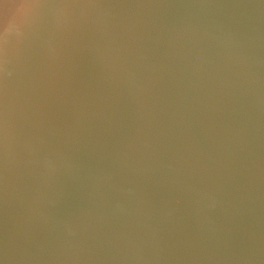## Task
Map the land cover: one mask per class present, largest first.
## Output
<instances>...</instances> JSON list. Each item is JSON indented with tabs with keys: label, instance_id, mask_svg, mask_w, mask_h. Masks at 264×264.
<instances>
[{
	"label": "clouds",
	"instance_id": "1",
	"mask_svg": "<svg viewBox=\"0 0 264 264\" xmlns=\"http://www.w3.org/2000/svg\"><path fill=\"white\" fill-rule=\"evenodd\" d=\"M261 7L0 0V264H264Z\"/></svg>",
	"mask_w": 264,
	"mask_h": 264
},
{
	"label": "water",
	"instance_id": "2",
	"mask_svg": "<svg viewBox=\"0 0 264 264\" xmlns=\"http://www.w3.org/2000/svg\"><path fill=\"white\" fill-rule=\"evenodd\" d=\"M169 2H208L218 4H240V5H261L260 14L253 20V26L256 27L261 35H264V0H169ZM3 18L2 10H0V19ZM75 74V73H73ZM258 123L260 126V133L258 139V151L264 155V114H257ZM246 224L255 225L256 230L264 234V189H261L260 199L257 202L255 211L252 216L245 217ZM260 264V261H256Z\"/></svg>",
	"mask_w": 264,
	"mask_h": 264
}]
</instances>
